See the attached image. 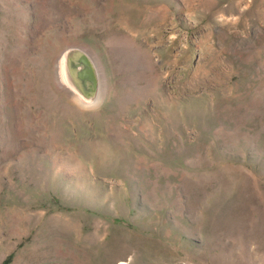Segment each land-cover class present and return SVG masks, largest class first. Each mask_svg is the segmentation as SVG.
Masks as SVG:
<instances>
[{
    "label": "rangeland",
    "instance_id": "obj_1",
    "mask_svg": "<svg viewBox=\"0 0 264 264\" xmlns=\"http://www.w3.org/2000/svg\"><path fill=\"white\" fill-rule=\"evenodd\" d=\"M81 262L264 264V0H0V264Z\"/></svg>",
    "mask_w": 264,
    "mask_h": 264
},
{
    "label": "bare ground",
    "instance_id": "obj_2",
    "mask_svg": "<svg viewBox=\"0 0 264 264\" xmlns=\"http://www.w3.org/2000/svg\"><path fill=\"white\" fill-rule=\"evenodd\" d=\"M62 58H63V62H64V69H63L62 78L64 80H66V82L68 83V85L70 87H74V88L79 89L78 85L81 86V84H84V82L86 81V79L88 78L89 75H90V80H91L92 84L98 82L94 63H93L92 59L90 58V56L84 50L79 49V48L70 49L63 54ZM85 76H86V79H85ZM100 91H98V94L93 99V102L97 101L98 99H101V97H100L101 92ZM94 104L96 105L97 102H95ZM89 105H90V103H89ZM66 223H68V222L66 221ZM76 227H77V224H73L71 227V231L73 232V229H75ZM77 233L78 232L76 231V234ZM76 258H77V254H76ZM76 261H77V259H76ZM81 264H82V262H81Z\"/></svg>",
    "mask_w": 264,
    "mask_h": 264
},
{
    "label": "flooded vegetation",
    "instance_id": "obj_3",
    "mask_svg": "<svg viewBox=\"0 0 264 264\" xmlns=\"http://www.w3.org/2000/svg\"><path fill=\"white\" fill-rule=\"evenodd\" d=\"M86 79V76H85ZM91 80H90V75L88 76V78L86 79V81L84 82V84H81V86L78 85L79 90L83 91V90H88L87 88L89 87L88 85L91 84Z\"/></svg>",
    "mask_w": 264,
    "mask_h": 264
}]
</instances>
